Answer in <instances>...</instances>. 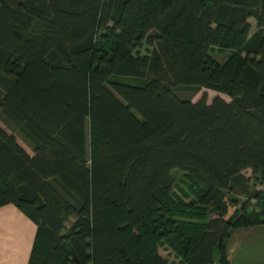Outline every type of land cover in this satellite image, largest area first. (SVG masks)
<instances>
[{
    "label": "trees",
    "instance_id": "1",
    "mask_svg": "<svg viewBox=\"0 0 264 264\" xmlns=\"http://www.w3.org/2000/svg\"><path fill=\"white\" fill-rule=\"evenodd\" d=\"M0 118L28 264H231L264 224V0H0Z\"/></svg>",
    "mask_w": 264,
    "mask_h": 264
},
{
    "label": "crops",
    "instance_id": "2",
    "mask_svg": "<svg viewBox=\"0 0 264 264\" xmlns=\"http://www.w3.org/2000/svg\"><path fill=\"white\" fill-rule=\"evenodd\" d=\"M37 234V224L21 209L14 204L1 206L0 264H28ZM228 251L231 264H264V224L235 228Z\"/></svg>",
    "mask_w": 264,
    "mask_h": 264
},
{
    "label": "rangeland",
    "instance_id": "3",
    "mask_svg": "<svg viewBox=\"0 0 264 264\" xmlns=\"http://www.w3.org/2000/svg\"><path fill=\"white\" fill-rule=\"evenodd\" d=\"M250 22L252 23L253 25V30H256V20L254 18H251L250 19ZM143 53H145V50H142ZM229 51H214V56L218 59V60H225L227 55H228ZM203 93H206L208 95V102H211L213 100L214 97L216 96H222L224 99H226L227 101H230V98L225 95V94H222L220 92H217V91H214V90H211V89H203L200 93H198L195 97H194V101H198ZM0 125H2V127H4L9 133H12V134H16V137L19 141V143L30 153V154H34V151L33 149L30 147L29 144L26 143V141H24V139L22 138V136L20 134H18L15 130L11 129L10 127H8L4 121H2V119L0 118ZM246 175L247 176H251L252 174V170H246L245 171ZM172 174L175 176L177 182H178V186L177 187H184L183 185V181H184V177L182 175V171L181 170H174L172 171ZM253 183V181H251ZM253 187H257V188H260V189H263L264 190V184H254L252 185ZM186 191H188L187 187H184ZM177 191H178V188H177ZM244 200V198L242 199ZM256 203V202H254ZM252 208H257V205H253ZM160 252L161 254L163 255V257H166L168 258V260L170 261L169 264H180L179 263V259L175 256L173 250L169 247H161L160 248ZM230 253V252H229ZM231 255V254H230ZM217 259V258H216ZM231 260H232V256H231ZM215 264H218V261H216Z\"/></svg>",
    "mask_w": 264,
    "mask_h": 264
}]
</instances>
